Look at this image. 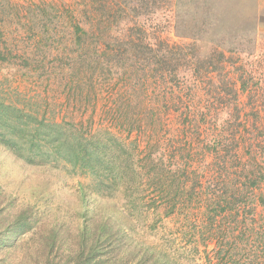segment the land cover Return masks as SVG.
Masks as SVG:
<instances>
[{
	"label": "trees",
	"instance_id": "obj_1",
	"mask_svg": "<svg viewBox=\"0 0 264 264\" xmlns=\"http://www.w3.org/2000/svg\"><path fill=\"white\" fill-rule=\"evenodd\" d=\"M148 1L174 35L188 42L154 41L136 17L146 0H84L77 15L73 7L63 13L41 9L30 27L34 44L0 45L1 64L25 69L34 83L48 80L59 94L58 103H32L24 93L16 101L0 97V145L26 163L61 162L79 177L83 203L72 237L54 223L42 225L33 207H17L0 190V264H176L177 249L170 248L174 255L160 253L133 239L134 216L144 218L148 212L153 218L146 225L152 230L171 221L175 239L202 244L203 250L214 242L216 264H264V158L247 152L245 181L220 174L223 179L202 180L197 167L189 169V160L176 155L177 145L165 146L166 140L177 141L175 133L166 137L162 131L165 114L178 109L186 111L184 123L191 119L193 135L204 122L216 124L217 135L200 142L212 159L225 162L237 132L230 118L220 116L226 107L205 103L200 108L192 102L199 85L194 76L203 67L228 69L239 74L225 83L226 94L248 98L246 115L264 148V70L257 63L245 69L235 61L256 45V33L241 40L230 33L216 39L215 20L195 18L196 1ZM109 16L117 20L110 23ZM120 24L132 25L128 29L140 37H120ZM59 28L68 30L67 37H57ZM208 30L214 33L203 39ZM202 41L210 48L201 54ZM234 113L239 130H246ZM95 200L98 207L92 209L88 202ZM199 247L194 244L196 253Z\"/></svg>",
	"mask_w": 264,
	"mask_h": 264
},
{
	"label": "rangeland",
	"instance_id": "obj_2",
	"mask_svg": "<svg viewBox=\"0 0 264 264\" xmlns=\"http://www.w3.org/2000/svg\"><path fill=\"white\" fill-rule=\"evenodd\" d=\"M197 4L196 19L215 20L216 28L219 30L218 34L212 35L218 39L220 37L231 35L240 39L246 36L249 37L256 33V45L248 46L245 48L247 53H243L239 59H235L236 65L242 64L245 69L249 67V64L253 69L264 70V0H194ZM145 7L142 5L137 12L136 16L139 20L145 23L146 29L153 33L154 40L158 43L160 41H166L168 43H184L189 39H180L174 35L173 28L167 26V23L163 16L153 11V4L146 0ZM212 4L211 10H207L208 5ZM84 0H0V45L7 44L13 47H20L22 45L34 44V38H32L33 20L36 16H41L43 12L41 9L49 10L52 13L59 11L61 13L69 10L73 7L72 14L77 15L82 13ZM203 6H206L204 9ZM196 9V6H193ZM111 15V11L108 12ZM99 16V14H98ZM206 16H209L207 18ZM83 20L87 19V15L81 16ZM117 20L116 17L109 16L111 21ZM63 21V19H62ZM133 22H135L133 20ZM136 23V22H135ZM172 25V23H170ZM220 27V29L217 28ZM132 25L124 27V24H120L119 28L124 30L117 32L120 37L128 35L130 38L135 39L140 35L134 31L128 29ZM30 29V30H27ZM128 29V31H127ZM226 29V32H225ZM230 30H234L231 32ZM228 31V32H227ZM214 33V31L208 30L204 33L203 39L209 38L208 34ZM59 33V34H58ZM68 35V30L59 28L57 32L58 38H65ZM121 40V39H120ZM241 40V39H240ZM199 43L200 53L208 51L210 44L205 41ZM122 43V42H120ZM245 43V41H244ZM120 58V57H119ZM213 65L218 66V63ZM25 69L18 66L5 65L0 63V79L3 80L0 87V97L7 101H16L24 96L32 103H58L59 95L56 91H52L51 85L48 80H41L34 83V79H28L26 74H23ZM209 72V73H206ZM239 73L230 71L228 69H218L212 71V68L207 69L205 67L196 74L195 81L198 82L196 88V95L193 98L192 104L196 107L203 108L204 104L210 105L211 108H221L220 116L223 119H231V129H236L234 136V142L228 146L229 152L226 156L225 162L215 161L208 155V151L204 150L205 144L200 140L204 139L209 141L213 139L216 134L214 131L216 124H209L204 122L199 126V135L192 134L193 128L184 123L185 110L178 109L177 112L169 111L165 114V127L163 132L167 137L174 135L177 141L166 140L165 146L177 145V153H182L183 158L189 160L191 167H197L202 175L201 179H207L214 175L232 177L236 179L235 182L245 181V173L242 170L243 160L247 157L248 153L255 154L257 157L264 158V148L259 143L261 136L258 135V131L253 129L252 118L246 113L249 112L248 98L244 94L237 92L235 97L234 92L226 94V84L230 79L235 82ZM190 84L192 83L190 79ZM236 87L238 85L236 84ZM2 89V90H1ZM8 90V93L6 92ZM217 90V91H216ZM57 94V95H56ZM62 97V92H61ZM228 101V102H227ZM226 105H225V103ZM19 104V101L17 102ZM230 103V104H229ZM21 105V104H20ZM225 105V106H224ZM234 111L240 114V119L245 122L246 130L237 126L238 119L235 117ZM56 113V112H55ZM191 115V114H187ZM210 117V116H209ZM236 119V121H234ZM246 131V133H245ZM214 132V133H213ZM217 135V134H216ZM131 137H137L135 134H131ZM164 137V135H162ZM244 139L240 141V138ZM200 142V143H199ZM251 143L250 147L249 144ZM199 145V146H198ZM235 153L236 156L233 155ZM189 154L190 156H187ZM233 163V167L230 168L229 164ZM209 170V171H208ZM237 172V173H234ZM220 174V175H219ZM78 181L79 177L69 172L68 168L63 167L61 162L49 163V162H33L26 163L22 159L15 157L9 150L0 145V190L5 193L7 198L12 197L16 201L17 207L31 206L34 209L36 215L41 219L43 224L54 223L60 226L62 229H68L70 235L73 237L81 223V213L83 209V203L79 198L78 193ZM85 181V180H84ZM86 182V181H85ZM151 194V192H148ZM102 197V195H99ZM103 198V197H102ZM116 202H120V196L114 199ZM92 209H97L98 202H88ZM260 211V208L258 209ZM264 214V211L261 212ZM148 215L144 218L134 216L133 226L135 232L131 233L133 239L143 245L148 246L150 249H155L160 253L170 252V255H174L171 249H177V262L176 264H216L218 259L212 251L214 242L210 243L206 250H203L202 244L198 243H185L183 239H175V234L171 232L173 225L171 221H164L163 224L157 229H150L146 223H148ZM220 225L221 223L218 222ZM222 226V225H221ZM33 239H31V242ZM29 244H31L29 242ZM74 244V238L71 239L70 245ZM194 244L199 247V253L193 249ZM27 245V244H26ZM149 249V250H150ZM151 249V250H152ZM176 251V250H175ZM183 253V254H181ZM181 254V255H180ZM208 256V257H207ZM244 259V258H243ZM244 261V260H243Z\"/></svg>",
	"mask_w": 264,
	"mask_h": 264
}]
</instances>
